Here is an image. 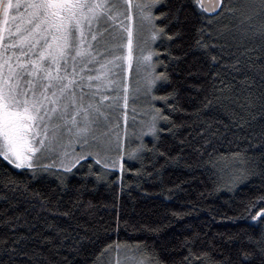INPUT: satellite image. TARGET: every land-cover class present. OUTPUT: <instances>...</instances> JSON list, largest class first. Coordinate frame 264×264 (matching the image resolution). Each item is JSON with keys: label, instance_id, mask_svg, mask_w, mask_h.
<instances>
[{"label": "trees", "instance_id": "16d2710c", "mask_svg": "<svg viewBox=\"0 0 264 264\" xmlns=\"http://www.w3.org/2000/svg\"><path fill=\"white\" fill-rule=\"evenodd\" d=\"M153 14L162 78L147 108L167 119L120 169L88 158L34 177L0 158V264H104L115 247L149 264H264L260 206L246 211L264 194V5L208 16L162 0Z\"/></svg>", "mask_w": 264, "mask_h": 264}, {"label": "snow or ice", "instance_id": "6c2138e0", "mask_svg": "<svg viewBox=\"0 0 264 264\" xmlns=\"http://www.w3.org/2000/svg\"><path fill=\"white\" fill-rule=\"evenodd\" d=\"M161 2L0 0V158L17 169L32 170L34 177L53 168L71 172L81 161L87 164L89 157L95 165L115 168L124 153L116 159L109 155L121 148L120 125L112 112L121 101L126 109L129 99L127 85L117 70H122L125 62L130 66L133 60L135 19L139 31L147 32L149 39L163 34L153 14ZM214 2L222 11L224 0ZM192 3L209 13L202 0ZM12 10L17 15L12 16ZM141 55L150 67L153 53ZM161 78L148 73L146 91L151 92ZM161 119L167 117L152 106L145 122L147 131L141 136H155ZM124 133L126 136V128ZM77 144L80 152H76ZM143 148L141 142L127 153L128 159ZM119 166L123 168V163ZM229 167L225 164L222 171ZM88 169L93 174L91 164ZM258 206L260 210L251 219L264 221V194L251 201L246 211L251 213ZM258 243L264 245V240Z\"/></svg>", "mask_w": 264, "mask_h": 264}, {"label": "rangeland", "instance_id": "374dc122", "mask_svg": "<svg viewBox=\"0 0 264 264\" xmlns=\"http://www.w3.org/2000/svg\"><path fill=\"white\" fill-rule=\"evenodd\" d=\"M21 11H23V9H21ZM10 14L12 16L17 15L15 10H12ZM133 15L134 17L136 16L135 9H133ZM134 28V54L131 65L129 66L128 62H125L123 69L117 70L119 76L123 78L124 84L127 85L129 99L128 107L126 109L123 108V101H121L120 107L112 112V118L119 121V132L121 137L120 151L117 152L113 150L109 154L112 159H116L121 152L127 155V153L132 152L137 148V146L141 142V139L144 137V135L141 136L142 131H147L145 122L150 119L151 109L149 107L147 108V105L150 100L151 92H147L145 89V77L148 73H152L154 75V71L151 62L150 67L145 64L142 59L141 53H143V55H147L149 51L152 52V48L150 47L154 44L155 40L149 39V34L147 32L141 33L139 31L138 19H135L134 21ZM141 36L144 39H140ZM145 40L147 41V43H145ZM92 74L94 75L95 73ZM133 109H135V111H133ZM125 128L127 129L126 136L124 133ZM113 147L115 149V140L113 141ZM75 149L76 152H80V145L77 144L75 146ZM48 162L49 161L47 160L44 161V163ZM121 162L122 161H118L117 166L114 169H120L119 165ZM11 166L14 167L13 165ZM109 168L112 169L113 167L110 166ZM17 170H29L32 172V170L27 168ZM61 172H64V170L60 168H53L48 172H40L37 175H52L55 173L60 174ZM117 260L119 261V264H149L146 260L140 258L135 252H130L126 249H118L116 247L113 249L112 253L109 252L107 254L104 264H116Z\"/></svg>", "mask_w": 264, "mask_h": 264}, {"label": "water", "instance_id": "95a60500", "mask_svg": "<svg viewBox=\"0 0 264 264\" xmlns=\"http://www.w3.org/2000/svg\"><path fill=\"white\" fill-rule=\"evenodd\" d=\"M202 2L206 7H209L210 9L209 13H205L206 15L213 16L220 11V8L215 5L214 0H202ZM212 8H215V11H212Z\"/></svg>", "mask_w": 264, "mask_h": 264}]
</instances>
